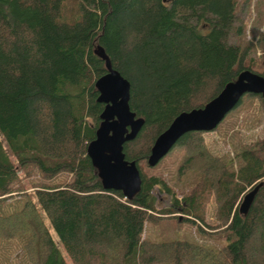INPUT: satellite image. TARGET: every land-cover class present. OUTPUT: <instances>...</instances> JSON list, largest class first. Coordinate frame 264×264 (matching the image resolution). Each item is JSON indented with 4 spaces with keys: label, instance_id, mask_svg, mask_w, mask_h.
I'll use <instances>...</instances> for the list:
<instances>
[{
    "label": "trees",
    "instance_id": "16d2710c",
    "mask_svg": "<svg viewBox=\"0 0 264 264\" xmlns=\"http://www.w3.org/2000/svg\"><path fill=\"white\" fill-rule=\"evenodd\" d=\"M234 5L235 0H0V134L6 145L0 140V237L21 235L31 264H67L62 252L71 264H264V140L239 148L236 166L211 153L200 131L181 135L174 144L185 151L177 175L196 170L199 179L180 198L139 165L179 112L202 107L240 71L256 73L247 59L252 42L229 43L243 35L241 21L234 25ZM254 30L264 51V28ZM103 56L129 82V109L143 119L133 139L122 144L124 159L134 160L140 171V189L130 198L103 189L86 155L103 107L93 85L105 72ZM27 165L43 178L63 172L70 179L35 186L31 199L3 212L4 199L21 190L13 186L17 171ZM258 183L246 213H240L243 194ZM155 186L169 196L167 207L154 208ZM210 196L216 223L208 226L222 234L220 248L141 237L146 221L177 211L189 216L186 221L203 222Z\"/></svg>",
    "mask_w": 264,
    "mask_h": 264
},
{
    "label": "rangeland",
    "instance_id": "374dc122",
    "mask_svg": "<svg viewBox=\"0 0 264 264\" xmlns=\"http://www.w3.org/2000/svg\"><path fill=\"white\" fill-rule=\"evenodd\" d=\"M66 4L68 7H72L68 2ZM234 13V25H238L241 21L244 26L243 35L233 36L229 39V43L242 46L244 40L251 41L253 47L248 50L247 59L251 57L254 62L252 69L256 73L264 75V51L257 46L256 35L253 36V33L257 31L254 29L264 28V0H235ZM200 135L211 153L227 157L237 166L238 159L235 153L239 151V148L251 146L255 142L264 140V106L258 97L243 95L238 104L226 113L213 130L200 132ZM0 140L3 147L6 148L1 134ZM184 153L182 145H173L154 166L149 167L145 161L139 162L141 171L146 175H156L164 179L176 197L180 198L199 179V173L196 170H185L177 175V168ZM259 155L263 159L264 168V150ZM9 158L15 164V159L11 154H9ZM69 179L70 176L63 172L50 178H43L34 166L22 167L17 171V180L13 185L16 189L20 185L21 190L13 192L11 196L5 198L1 209L3 212L17 209L25 198H32L31 193L35 186L62 184ZM151 192L155 197V209H162L170 204L169 196L159 191L156 186L152 188ZM213 208L214 200L210 196L204 206L203 222L186 221L185 219L189 216L178 211L171 214V217L148 220L143 225L141 237L154 241L185 239L205 246L220 248L225 242L222 234L213 232L215 229L211 230L208 226H213L216 223L213 217ZM41 217L52 238L56 240L47 219L43 215ZM199 228L206 232L202 233ZM19 236L21 235H14V238L10 239L0 237V264H31L23 248L24 240ZM62 254L66 263L71 264L68 257L63 252Z\"/></svg>",
    "mask_w": 264,
    "mask_h": 264
},
{
    "label": "water",
    "instance_id": "95a60500",
    "mask_svg": "<svg viewBox=\"0 0 264 264\" xmlns=\"http://www.w3.org/2000/svg\"><path fill=\"white\" fill-rule=\"evenodd\" d=\"M103 58L105 72L93 83L96 101L103 107L94 138L86 145V155L103 189L118 190L130 198L140 189V171L134 160L124 159L122 144L133 139L143 119L129 109V82L110 67L105 56ZM247 93L259 94L264 100V75L244 69L202 107L179 112L154 138L145 159L146 165L154 166L184 133L213 130ZM258 185L243 194L238 205L240 213H246Z\"/></svg>",
    "mask_w": 264,
    "mask_h": 264
}]
</instances>
